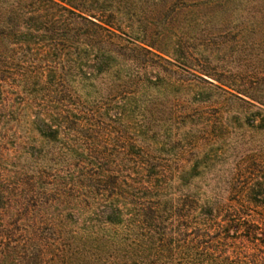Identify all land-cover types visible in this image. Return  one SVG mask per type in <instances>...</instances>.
Masks as SVG:
<instances>
[{
  "label": "trees",
  "instance_id": "16d2710c",
  "mask_svg": "<svg viewBox=\"0 0 264 264\" xmlns=\"http://www.w3.org/2000/svg\"><path fill=\"white\" fill-rule=\"evenodd\" d=\"M215 116L264 132V0H0V264H264Z\"/></svg>",
  "mask_w": 264,
  "mask_h": 264
},
{
  "label": "rangeland",
  "instance_id": "374dc122",
  "mask_svg": "<svg viewBox=\"0 0 264 264\" xmlns=\"http://www.w3.org/2000/svg\"><path fill=\"white\" fill-rule=\"evenodd\" d=\"M211 120L195 122L192 135L197 151H211V155H219L220 160L212 164L210 173L197 185L207 190L209 196L219 192L223 200L249 199L251 196L246 193L249 186L264 184V132L258 130L259 124L216 116ZM186 139L182 138L183 145ZM238 191L243 192L234 194ZM258 213L264 216L263 211Z\"/></svg>",
  "mask_w": 264,
  "mask_h": 264
}]
</instances>
